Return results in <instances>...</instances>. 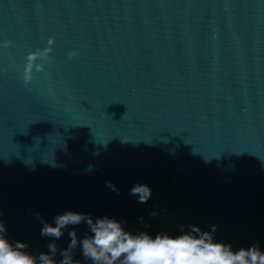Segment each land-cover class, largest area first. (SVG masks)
I'll list each match as a JSON object with an SVG mask.
<instances>
[{"label": "clouds", "instance_id": "clouds-1", "mask_svg": "<svg viewBox=\"0 0 264 264\" xmlns=\"http://www.w3.org/2000/svg\"><path fill=\"white\" fill-rule=\"evenodd\" d=\"M9 44L11 41L5 47ZM54 44L55 39L50 38L48 47L27 55L23 72L26 85L32 82L35 72H45ZM75 55L70 52L69 58ZM106 183L113 191L117 190L111 182ZM130 194L137 196L138 202L146 203L152 190L147 185L136 184ZM33 215L42 224L41 237L51 238L47 251L36 255L29 251L27 243L10 241L7 227L0 220V264H264V251L256 244L234 250L231 244L216 241L213 235L216 225H210L208 231L196 225H182L179 235L158 233L153 237L147 232L127 231L123 226L126 222L109 217L94 219L87 213L67 211L48 223L40 213ZM81 224H86L89 230L83 237L76 230ZM65 233L70 242L60 248L56 241ZM78 249L83 260L74 259Z\"/></svg>", "mask_w": 264, "mask_h": 264}, {"label": "water", "instance_id": "water-1", "mask_svg": "<svg viewBox=\"0 0 264 264\" xmlns=\"http://www.w3.org/2000/svg\"><path fill=\"white\" fill-rule=\"evenodd\" d=\"M14 0H0V15Z\"/></svg>", "mask_w": 264, "mask_h": 264}]
</instances>
